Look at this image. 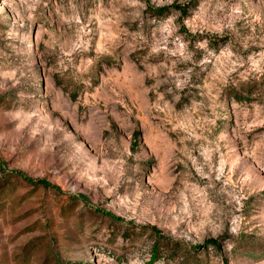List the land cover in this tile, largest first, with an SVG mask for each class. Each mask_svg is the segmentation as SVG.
<instances>
[{
    "label": "rangeland",
    "instance_id": "obj_1",
    "mask_svg": "<svg viewBox=\"0 0 264 264\" xmlns=\"http://www.w3.org/2000/svg\"><path fill=\"white\" fill-rule=\"evenodd\" d=\"M0 264H264V0H0Z\"/></svg>",
    "mask_w": 264,
    "mask_h": 264
},
{
    "label": "trees",
    "instance_id": "obj_2",
    "mask_svg": "<svg viewBox=\"0 0 264 264\" xmlns=\"http://www.w3.org/2000/svg\"><path fill=\"white\" fill-rule=\"evenodd\" d=\"M111 217L114 218V219H118V217H116L114 215L113 216L111 215ZM155 232L158 235V238H160L161 237L160 231H155ZM159 250H160V248H159V241L157 240L154 243L153 247H152L151 257L153 258V260H156L158 258V256H159ZM174 250L175 249L170 250V255H172V256L174 255V253H173ZM164 252H166V251H164Z\"/></svg>",
    "mask_w": 264,
    "mask_h": 264
}]
</instances>
